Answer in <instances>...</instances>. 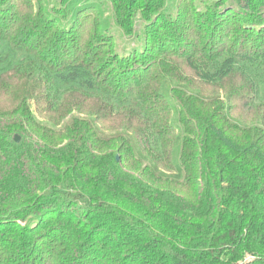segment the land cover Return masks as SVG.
Returning <instances> with one entry per match:
<instances>
[{"label": "trees", "instance_id": "16d2710c", "mask_svg": "<svg viewBox=\"0 0 264 264\" xmlns=\"http://www.w3.org/2000/svg\"><path fill=\"white\" fill-rule=\"evenodd\" d=\"M0 264H264V0H0Z\"/></svg>", "mask_w": 264, "mask_h": 264}, {"label": "rangeland", "instance_id": "374dc122", "mask_svg": "<svg viewBox=\"0 0 264 264\" xmlns=\"http://www.w3.org/2000/svg\"><path fill=\"white\" fill-rule=\"evenodd\" d=\"M176 1H178V0H166V4L171 2V4L173 5ZM194 4L198 7H202L203 2L202 1H195ZM113 32H114V34H116V40L118 41V43L122 42L123 47L127 48L128 46H132L134 44L130 40H126V38L122 36L121 32L119 30H117L116 27H114ZM182 73H184L182 75V78L185 81L180 83V85L177 87V90L179 92H183L182 94L178 93V94H180V100H182V99L183 100H188V99L191 100L192 97H195L196 99H200V100H224V98H225V92L224 91H226L227 89H233L230 84H226V86H224V87H222L223 86L222 85L221 87H215V88H212L211 86H203L202 84L197 85L194 81H192V77L194 78V76L189 69L184 68V71H182ZM231 82L238 84V79H235V81H231ZM192 87H194V88L192 89ZM232 97H233V99L240 100V99H238V96H234V93H232L231 98ZM171 100H176V99L173 98ZM31 104L34 107V101H31ZM8 106H9V102L2 101L1 107L7 108Z\"/></svg>", "mask_w": 264, "mask_h": 264}, {"label": "water", "instance_id": "95a60500", "mask_svg": "<svg viewBox=\"0 0 264 264\" xmlns=\"http://www.w3.org/2000/svg\"><path fill=\"white\" fill-rule=\"evenodd\" d=\"M15 142L18 143L19 142V137L18 136H15Z\"/></svg>", "mask_w": 264, "mask_h": 264}]
</instances>
